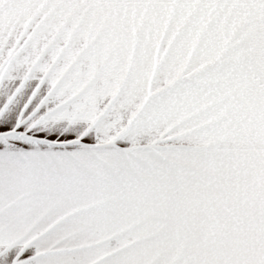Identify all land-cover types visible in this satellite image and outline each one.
I'll use <instances>...</instances> for the list:
<instances>
[{"label":"snow or ice","instance_id":"snow-or-ice-1","mask_svg":"<svg viewBox=\"0 0 264 264\" xmlns=\"http://www.w3.org/2000/svg\"><path fill=\"white\" fill-rule=\"evenodd\" d=\"M0 264H264V0H0Z\"/></svg>","mask_w":264,"mask_h":264}]
</instances>
